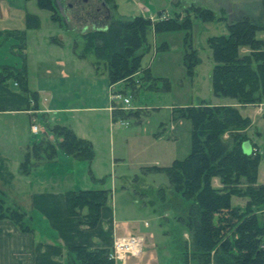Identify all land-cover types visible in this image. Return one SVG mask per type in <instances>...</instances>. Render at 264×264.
<instances>
[{
    "label": "trees",
    "instance_id": "1",
    "mask_svg": "<svg viewBox=\"0 0 264 264\" xmlns=\"http://www.w3.org/2000/svg\"><path fill=\"white\" fill-rule=\"evenodd\" d=\"M101 1L107 4L111 0ZM36 3L39 9L50 13L51 21L63 22L57 0H36ZM194 12L203 21L216 20L210 9L195 8ZM96 22L102 26L91 25V30L81 33L83 46L77 54L85 58L92 53L94 69L99 72L100 66L105 68L108 84L113 86L132 80L141 71L143 47L152 28L155 33L175 30L186 27L189 20L179 24L178 19L169 18L153 23L135 16L128 20L111 18ZM227 22V35L208 39L214 62L211 91L241 106L264 103V0L258 16L241 13ZM26 25L37 29L39 19L28 15ZM74 47H77L76 41ZM185 58L188 69L198 63L194 53H186ZM147 72L148 69L144 74ZM8 80L15 82L29 104L34 103L37 109V93L29 90L26 74L1 70L0 84ZM183 116L192 126L189 155L170 166L151 169L164 172L169 179L167 189L177 211L176 220L186 228L190 240L191 253H186L185 262L264 264V214H261L264 183L258 180L262 156L253 150L254 145L248 138L250 118L232 106L205 103L184 109ZM46 129L53 140L45 135L30 145L20 165L23 173L54 161L58 151L75 160L92 161V143L77 136L69 126L48 124ZM227 132L230 137L225 140L223 135ZM247 142L251 146L249 153L243 150ZM214 179L218 181L217 186L213 184ZM137 182L135 177L133 183ZM162 195L166 198L165 191ZM233 197L243 199L244 206L234 205ZM109 198L110 192L104 189L68 190L65 192L66 213L81 217L83 228L94 229ZM0 219L11 220L22 231L30 230L25 214L3 203H0ZM110 252L106 248L72 247L68 249L67 264H114L109 258Z\"/></svg>",
    "mask_w": 264,
    "mask_h": 264
},
{
    "label": "rangeland",
    "instance_id": "2",
    "mask_svg": "<svg viewBox=\"0 0 264 264\" xmlns=\"http://www.w3.org/2000/svg\"><path fill=\"white\" fill-rule=\"evenodd\" d=\"M262 1L111 0L103 4L101 0H57L63 22L51 21L50 13L39 9L36 0L31 1V7L39 11L40 25L35 33L34 46L36 56L41 57L52 48L57 53L55 56L70 53L75 41L79 52L83 46L81 33L91 30L94 25L101 27L102 24L96 22L98 20H128L135 16L150 19L153 23L169 18L178 19L179 24L189 20L186 27L175 30L155 33L152 28L143 47L141 71L132 80L113 85L111 92L110 89L106 93L103 91L105 83L107 87V71L100 66L97 72L100 88L98 97L94 96L101 110L77 115L84 125L82 129L81 126L76 129L80 127L78 133L85 135L94 149L90 168L97 177L95 182L99 188L95 189H107L113 195L114 200L109 204L115 208L118 231L124 237L143 238L140 256H128L125 264H195L185 262L186 253H191L190 240L186 228L176 220L177 211L167 189L169 179L164 172L151 169L170 166L189 155L192 126L183 116L184 109L202 103L228 105L250 118L247 134L254 145L253 150L262 156L258 180L264 183V103L241 106L233 99L212 93L210 76L214 62L208 45L210 37L227 35V21L232 16L241 13L258 16ZM195 8L212 10L216 20L203 21L194 12ZM51 39H59L66 50L60 49ZM186 53H194L198 59L190 69ZM94 61V55L88 53L83 64L89 68ZM146 69L148 72L144 74ZM36 85L37 80L33 79L31 87ZM114 95L121 97L113 99ZM122 98L130 100L128 107ZM39 100L42 103V98ZM105 105L114 109V121H111L110 111L102 110ZM36 124L44 126L42 115L37 116ZM43 136L39 134L35 139ZM229 137L228 132L223 135L225 140ZM18 169L19 166L11 165L9 171ZM135 177L137 183H133ZM213 184L217 186L218 181L214 179ZM123 185L126 187L122 188ZM163 191L167 199L162 195ZM232 203L244 206L245 201L233 197Z\"/></svg>",
    "mask_w": 264,
    "mask_h": 264
},
{
    "label": "crops",
    "instance_id": "3",
    "mask_svg": "<svg viewBox=\"0 0 264 264\" xmlns=\"http://www.w3.org/2000/svg\"><path fill=\"white\" fill-rule=\"evenodd\" d=\"M31 1L0 0V71L25 73L29 90L38 97L34 109V103L29 104L15 82L0 84V203L24 213L30 229L22 231L11 220L0 219V264H67L72 247L110 250L113 241L124 236L118 231L115 208L109 204L114 200L112 194L94 229L83 228L81 217L66 213V191L99 188L90 168L92 161L75 160L58 151L54 161L33 167L28 173L21 171L24 155L37 135L53 140L46 125H66L85 138L78 133L84 123L77 115L101 110L94 96L98 97L100 88L97 71L92 64L84 66V58L78 56L75 47L61 57L54 55L53 48L45 56H36L35 33L39 27L29 29L26 25L28 15L39 19ZM51 42L66 50L59 39ZM33 79L37 80L36 87H31ZM111 87L108 81L107 87L106 83L102 86L105 93L107 89L111 92ZM102 110L110 111L114 121V109L105 105ZM38 115L44 117V126L36 124ZM33 122L37 133L31 129ZM11 165L19 166L18 171H9Z\"/></svg>",
    "mask_w": 264,
    "mask_h": 264
},
{
    "label": "built area",
    "instance_id": "4",
    "mask_svg": "<svg viewBox=\"0 0 264 264\" xmlns=\"http://www.w3.org/2000/svg\"><path fill=\"white\" fill-rule=\"evenodd\" d=\"M119 95H114L113 99L120 98ZM124 100V105L129 106L130 100L128 98H122ZM31 129L34 133L38 132V127L33 122ZM143 248V239L141 237L129 236L116 238L113 241L111 252L109 258L114 262V264H125L128 256H140Z\"/></svg>",
    "mask_w": 264,
    "mask_h": 264
},
{
    "label": "water",
    "instance_id": "5",
    "mask_svg": "<svg viewBox=\"0 0 264 264\" xmlns=\"http://www.w3.org/2000/svg\"><path fill=\"white\" fill-rule=\"evenodd\" d=\"M243 150L246 153H249L251 151V146H250V144L248 142L243 145Z\"/></svg>",
    "mask_w": 264,
    "mask_h": 264
}]
</instances>
